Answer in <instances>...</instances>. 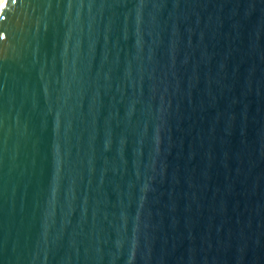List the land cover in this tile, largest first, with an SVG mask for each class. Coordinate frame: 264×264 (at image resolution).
I'll return each mask as SVG.
<instances>
[{
	"label": "water",
	"instance_id": "obj_1",
	"mask_svg": "<svg viewBox=\"0 0 264 264\" xmlns=\"http://www.w3.org/2000/svg\"><path fill=\"white\" fill-rule=\"evenodd\" d=\"M0 264H264V0H7Z\"/></svg>",
	"mask_w": 264,
	"mask_h": 264
},
{
	"label": "snow or ice",
	"instance_id": "obj_2",
	"mask_svg": "<svg viewBox=\"0 0 264 264\" xmlns=\"http://www.w3.org/2000/svg\"><path fill=\"white\" fill-rule=\"evenodd\" d=\"M6 2H7V0H0V10L3 9V7L5 6Z\"/></svg>",
	"mask_w": 264,
	"mask_h": 264
}]
</instances>
